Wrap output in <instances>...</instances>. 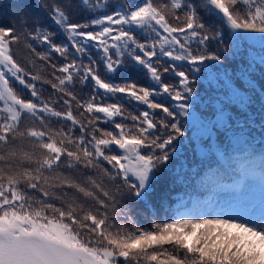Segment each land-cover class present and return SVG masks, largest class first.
Returning a JSON list of instances; mask_svg holds the SVG:
<instances>
[{
    "label": "snow or ice",
    "instance_id": "snow-or-ice-1",
    "mask_svg": "<svg viewBox=\"0 0 264 264\" xmlns=\"http://www.w3.org/2000/svg\"><path fill=\"white\" fill-rule=\"evenodd\" d=\"M81 3L94 15L77 19L63 0H37L46 23L20 4L12 23L0 24V264H264V203L256 209L215 192L179 210L152 203L166 174L183 168L176 159L183 120L195 114L196 73L242 55L240 42L254 38L258 63L239 73L248 87H233L227 72L221 81L240 111L225 116L221 102V113L233 144L246 150L232 191L242 178L264 184V83L255 75L259 68L264 78V0H120L110 14L103 0ZM22 41L25 62L14 51ZM37 61L51 70L42 83L29 67ZM131 71L147 85L115 82ZM44 84L54 90L48 98ZM77 84L93 95L81 98ZM121 101L146 107L126 114ZM74 104L91 118L78 119ZM140 204L165 215L137 226Z\"/></svg>",
    "mask_w": 264,
    "mask_h": 264
},
{
    "label": "trees",
    "instance_id": "trees-1",
    "mask_svg": "<svg viewBox=\"0 0 264 264\" xmlns=\"http://www.w3.org/2000/svg\"><path fill=\"white\" fill-rule=\"evenodd\" d=\"M129 3L135 4L137 0H128ZM63 3L68 7L70 14L77 19H87L90 14L85 8L81 0H63ZM103 3L108 7L104 8L102 12L109 13L111 10L120 4V0H103ZM202 3V0H198ZM23 4L25 9L33 17H38L42 23L47 22V15L37 6V0H0V24H11L14 19V14L17 7ZM218 23V22H217ZM248 36L259 37V33H247ZM223 47L228 46L226 40ZM195 47V46H194ZM210 48H215V44H210ZM262 45L259 39H245L240 42V51L242 55L229 57L222 65H218L215 61L208 62V67L203 73H196L199 77V82L196 84L198 98L196 105L190 109L196 114V118L192 120L186 117L183 120V125L186 129L185 136L180 138V153L176 159V164L183 165L182 169L176 171L180 173L178 177L166 174L167 180L163 182L157 191L153 194L152 203L155 208L179 210L182 204L191 205L197 201L207 200L212 193H216L222 200L241 199L250 203L254 208L259 209L264 203V184L259 180L258 175L253 179L242 178L241 187L238 191H232L235 179V172L247 163L246 150L237 148L232 141L230 132L225 131V122L222 119L221 102L227 105L226 111L223 115L236 116L240 111L239 105L236 103L227 104V97L225 89L221 81L225 79V72L229 77L233 78V87L243 91L248 87L247 82L239 78V73L245 67L246 63L255 59L258 63V56L261 52ZM38 50H40L38 48ZM16 58L18 61L25 62L27 57L24 51L23 41L14 46ZM55 59V58H54ZM86 62V61H85ZM33 74L40 76L41 83L50 78V69L43 65L42 62L37 61L34 66L29 65ZM219 69V70H217ZM260 83H264V78H260V70L257 69L255 73ZM125 80H134L141 85H147L148 78L143 72L131 71L115 76V82L121 83ZM166 82L175 83L172 74H166ZM38 83V87L41 86ZM45 91L44 96L48 98L51 89L50 84L43 85ZM91 86L84 87L77 84L74 89L80 94L81 98L88 99L93 94L90 90ZM55 99V96H51ZM101 99V98H97ZM106 103H115V99H107ZM123 109L126 114H138L139 111L144 110L146 106H133L121 101ZM74 114L83 122H86L88 117L86 114L81 116L80 112L75 110ZM83 111L82 109L80 110ZM117 122H120L119 118ZM131 125V121H124ZM25 123H31L25 121ZM213 125H216L213 128ZM59 124H54L53 127H60ZM230 126V125H229ZM101 128H109L105 123H100ZM258 131V129H257ZM78 135V133H75ZM254 147L257 148V163L259 162V144L260 138L257 135L252 141ZM225 157H228L225 159ZM259 165L257 164V167ZM187 174L185 177L184 174ZM226 173L232 176V179L226 178ZM92 175V173L85 172L82 178ZM225 183L224 185H217V181ZM133 218L137 226L150 227L153 220H158L160 216L165 215L160 212L153 217L150 212L142 205L133 206ZM123 223V221H121Z\"/></svg>",
    "mask_w": 264,
    "mask_h": 264
},
{
    "label": "rangeland",
    "instance_id": "rangeland-1",
    "mask_svg": "<svg viewBox=\"0 0 264 264\" xmlns=\"http://www.w3.org/2000/svg\"><path fill=\"white\" fill-rule=\"evenodd\" d=\"M190 111H191V110H190ZM191 112H193V111H191ZM189 117L191 118V116H189ZM193 118H194V119L196 118V114L193 115Z\"/></svg>",
    "mask_w": 264,
    "mask_h": 264
}]
</instances>
